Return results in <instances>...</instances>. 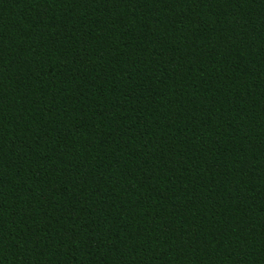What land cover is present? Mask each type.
<instances>
[{
    "label": "trees",
    "instance_id": "obj_1",
    "mask_svg": "<svg viewBox=\"0 0 264 264\" xmlns=\"http://www.w3.org/2000/svg\"><path fill=\"white\" fill-rule=\"evenodd\" d=\"M0 264H264V0H0Z\"/></svg>",
    "mask_w": 264,
    "mask_h": 264
}]
</instances>
